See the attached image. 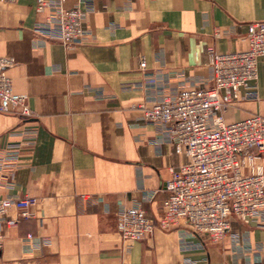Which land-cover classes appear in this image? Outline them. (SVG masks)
Here are the masks:
<instances>
[{"label":"crops","instance_id":"0c3cea01","mask_svg":"<svg viewBox=\"0 0 264 264\" xmlns=\"http://www.w3.org/2000/svg\"><path fill=\"white\" fill-rule=\"evenodd\" d=\"M92 2L84 36L66 45L36 30L50 25L57 0L43 12L37 0L0 1V56L15 59L7 74L34 111L29 119L0 111V148L23 143L2 196L35 199L24 216L9 211L18 223L2 231L0 264H264V215L234 218L220 240L184 220L144 240H123L117 227L127 207L159 223L171 168L188 160L172 126L144 109L212 86L208 49L248 50L264 0ZM254 114L264 116V57L258 79L223 112L227 123Z\"/></svg>","mask_w":264,"mask_h":264},{"label":"built area","instance_id":"2783aa9c","mask_svg":"<svg viewBox=\"0 0 264 264\" xmlns=\"http://www.w3.org/2000/svg\"><path fill=\"white\" fill-rule=\"evenodd\" d=\"M53 1L37 0V10L45 11ZM57 1L59 10L50 17V25H37L36 30L71 45L84 36L86 18L94 4L92 0H81L79 6L66 8V0ZM56 20L59 24L53 25ZM246 39V51L208 49L214 72L212 86L184 90L144 109L148 119L172 126V139L188 160L171 168L159 223L148 217L141 206L120 212L117 227L123 240H144L157 226L170 229L182 220L199 236L220 240L230 231L234 218L250 223L264 215V116L254 114L227 123L223 115L239 99L241 90L259 77V60L264 57V21L250 23ZM14 64L13 57L0 56V111L29 119L34 111L27 97L14 91L7 74ZM140 67L146 69L145 59ZM22 148V142H9L0 148V239L5 226L18 223L15 218H6L9 211L16 208L24 216L35 203L30 196H2V190L17 175Z\"/></svg>","mask_w":264,"mask_h":264}]
</instances>
